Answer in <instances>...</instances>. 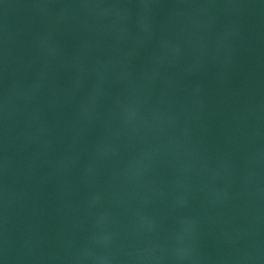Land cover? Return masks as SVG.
Masks as SVG:
<instances>
[{
	"label": "water",
	"instance_id": "1",
	"mask_svg": "<svg viewBox=\"0 0 264 264\" xmlns=\"http://www.w3.org/2000/svg\"><path fill=\"white\" fill-rule=\"evenodd\" d=\"M2 264H264V0H0Z\"/></svg>",
	"mask_w": 264,
	"mask_h": 264
},
{
	"label": "snow or ice",
	"instance_id": "2",
	"mask_svg": "<svg viewBox=\"0 0 264 264\" xmlns=\"http://www.w3.org/2000/svg\"><path fill=\"white\" fill-rule=\"evenodd\" d=\"M0 264H2V262H0Z\"/></svg>",
	"mask_w": 264,
	"mask_h": 264
}]
</instances>
